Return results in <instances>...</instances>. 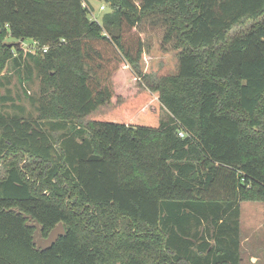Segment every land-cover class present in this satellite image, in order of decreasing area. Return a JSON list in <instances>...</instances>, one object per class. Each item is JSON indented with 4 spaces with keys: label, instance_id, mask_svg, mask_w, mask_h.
I'll use <instances>...</instances> for the list:
<instances>
[{
    "label": "trees",
    "instance_id": "obj_1",
    "mask_svg": "<svg viewBox=\"0 0 264 264\" xmlns=\"http://www.w3.org/2000/svg\"><path fill=\"white\" fill-rule=\"evenodd\" d=\"M102 1L98 21L0 0V70L29 39L40 77L34 117L0 108V264H239V203L264 201V0ZM147 31L177 72L122 98ZM35 221L65 232L36 248Z\"/></svg>",
    "mask_w": 264,
    "mask_h": 264
},
{
    "label": "rangeland",
    "instance_id": "obj_2",
    "mask_svg": "<svg viewBox=\"0 0 264 264\" xmlns=\"http://www.w3.org/2000/svg\"><path fill=\"white\" fill-rule=\"evenodd\" d=\"M88 2V1H86ZM91 13L89 15L100 21L102 11L107 9V4L102 0H89ZM103 5L104 9L100 6ZM251 21H246L237 25L229 32L230 36L242 34L251 26ZM147 36L152 44L149 53H143L138 61V69L141 77L136 80L130 79L129 82L122 85V98L133 96L137 91H142L149 85H154L158 79L165 75L177 72L178 51L166 52L159 46L157 33L147 31L141 34V37ZM4 41L10 46L17 42L11 36L5 37ZM32 41L29 39L21 42L23 56L20 58L19 68L7 60L4 68L0 70V108L7 115H16L24 118H32L37 113L39 82L37 66L33 59L24 57V51H28ZM13 55L19 56L16 46L13 47ZM144 75V77H142ZM116 106V101H111L100 106L95 112L87 115L84 121H87L96 114L109 112ZM167 110L161 108V116L167 115ZM52 135H58L61 131H50ZM240 215V255L242 261L239 264H264V201L263 200H246L239 203Z\"/></svg>",
    "mask_w": 264,
    "mask_h": 264
},
{
    "label": "water",
    "instance_id": "obj_3",
    "mask_svg": "<svg viewBox=\"0 0 264 264\" xmlns=\"http://www.w3.org/2000/svg\"><path fill=\"white\" fill-rule=\"evenodd\" d=\"M32 223V222H31ZM35 230L33 233V243L36 244V248L46 249L52 243H54L59 235L65 232L62 222H58L48 233L46 237L41 236L40 225L37 221L34 222Z\"/></svg>",
    "mask_w": 264,
    "mask_h": 264
},
{
    "label": "built area",
    "instance_id": "obj_4",
    "mask_svg": "<svg viewBox=\"0 0 264 264\" xmlns=\"http://www.w3.org/2000/svg\"><path fill=\"white\" fill-rule=\"evenodd\" d=\"M82 5L85 6V7H87V8L89 9L90 13L92 12V11H91V7H90L89 4L86 2V0H82ZM100 8H101V9H104V6L101 5ZM91 18L95 19L94 17H91ZM30 46H31V47H30L28 50H34V49L37 47V42H36V41H32V43H31ZM46 49H47V46H44L42 50L45 51ZM179 135H180V136H183V135H184L183 131H179Z\"/></svg>",
    "mask_w": 264,
    "mask_h": 264
},
{
    "label": "crops",
    "instance_id": "obj_5",
    "mask_svg": "<svg viewBox=\"0 0 264 264\" xmlns=\"http://www.w3.org/2000/svg\"><path fill=\"white\" fill-rule=\"evenodd\" d=\"M241 244H242V243H241V239H240V247H241ZM240 252H241V250H240ZM241 257H242V256H241ZM241 261H242V258H241Z\"/></svg>",
    "mask_w": 264,
    "mask_h": 264
}]
</instances>
